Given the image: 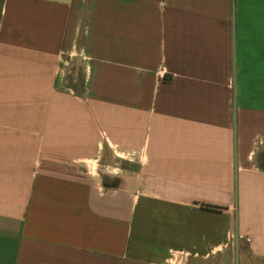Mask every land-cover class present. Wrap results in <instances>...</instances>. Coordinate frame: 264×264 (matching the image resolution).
<instances>
[{
	"label": "crops",
	"instance_id": "0c3cea01",
	"mask_svg": "<svg viewBox=\"0 0 264 264\" xmlns=\"http://www.w3.org/2000/svg\"><path fill=\"white\" fill-rule=\"evenodd\" d=\"M239 242L264 264V0H0V264Z\"/></svg>",
	"mask_w": 264,
	"mask_h": 264
},
{
	"label": "rangeland",
	"instance_id": "374dc122",
	"mask_svg": "<svg viewBox=\"0 0 264 264\" xmlns=\"http://www.w3.org/2000/svg\"><path fill=\"white\" fill-rule=\"evenodd\" d=\"M75 75H77V82L81 81V73L75 70ZM223 264H263L262 262L256 260L250 253L247 245L245 243L239 242L235 247L234 251L228 253L223 257ZM229 259V261H228ZM242 262V263H241Z\"/></svg>",
	"mask_w": 264,
	"mask_h": 264
}]
</instances>
